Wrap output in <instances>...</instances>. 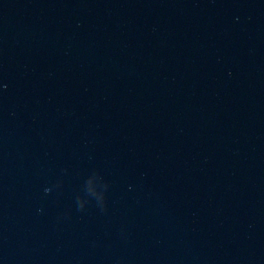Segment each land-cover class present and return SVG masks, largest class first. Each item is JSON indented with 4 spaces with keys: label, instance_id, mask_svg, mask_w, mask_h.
I'll return each mask as SVG.
<instances>
[{
    "label": "water",
    "instance_id": "1",
    "mask_svg": "<svg viewBox=\"0 0 264 264\" xmlns=\"http://www.w3.org/2000/svg\"><path fill=\"white\" fill-rule=\"evenodd\" d=\"M0 264H264V0H0Z\"/></svg>",
    "mask_w": 264,
    "mask_h": 264
}]
</instances>
